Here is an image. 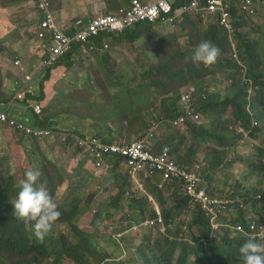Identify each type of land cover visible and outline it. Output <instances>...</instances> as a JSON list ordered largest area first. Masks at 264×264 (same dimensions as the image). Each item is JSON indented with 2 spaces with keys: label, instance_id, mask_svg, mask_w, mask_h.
<instances>
[{
  "label": "rangeland",
  "instance_id": "obj_1",
  "mask_svg": "<svg viewBox=\"0 0 264 264\" xmlns=\"http://www.w3.org/2000/svg\"><path fill=\"white\" fill-rule=\"evenodd\" d=\"M52 1V8H54L57 4L54 3V0ZM31 2L33 3L31 9H37L36 5H39L40 1L31 0ZM33 17V21H38V23L42 24L38 13H33ZM54 20V22H57L56 17H54ZM209 23H211L209 20L193 18L187 21L185 25L177 29L170 28L168 31L154 28L156 25H152L149 29V33L144 35L145 39L149 34L162 38L156 42L155 48L159 46L160 50L154 51L153 58H148L141 48L138 49L136 56H130L129 53L131 49L126 45L128 41L124 39L112 41L111 46L103 53H80L75 51V59H72V53H69L60 60L64 62V65L59 70L54 71L53 74L51 71V76L47 75V72L44 71L43 74L34 77L30 87L34 95H32L31 92L25 91L24 88L19 90L26 94V100L23 102L27 104V106L21 108L23 110L22 113L17 111L16 113L10 114V107H8L7 103L5 107L0 105V107H2V109L0 108V112L5 113L9 119L14 120L13 117L19 119V125H23L25 122L31 123L30 117L36 114L35 111L34 113L32 112V109L39 106L41 112L36 115H49L53 121L55 119L60 121V125L57 124L55 126L58 130L74 129L76 131L90 133H83L82 135L76 134V142L82 139H93L95 137L91 134H96L94 127L101 125L100 123L97 124V122L89 116L90 114L87 115V113L90 112L92 115V113L96 114L95 111H97L99 113V122L103 118H107L115 111L111 108V103L114 102V95L106 86L102 78L103 73L96 69L89 70L88 67L97 68L100 65H106L109 73H112L119 71L116 66L118 63L127 67L126 65L130 66L134 59H137V63L141 65V68L138 69L135 76L136 81L142 78L143 73L149 69H152L154 73H152V75L148 73L147 78L162 81V86L159 89H165L166 94L163 93L158 98V102L155 100L157 103L154 104L155 108L153 110L157 113H160V107L164 100V108L169 114V104L175 101V98L180 94L181 88L188 83H199L200 86L210 83L214 87V91H217L218 98L225 99L232 94V96L240 102L241 106L247 109L253 108L255 111H261L264 107L257 103H252L251 101L253 96L255 95L256 97L259 91L258 88L253 85L255 77L258 80H264V14L261 18L251 20L250 26L245 30L246 33H249L247 38L250 43V55L252 56L251 58L247 57L251 68V75L248 80L250 88H248L247 91L244 90L245 85H241L239 80L231 84L223 82L222 76H220L221 71L215 68V65L209 67V70L201 71L198 77L192 78L195 81L185 82V76L179 73L180 70L188 68L191 62H193L192 53H185V51L187 49L193 51V48L205 38L206 27ZM66 24L69 25V23ZM64 35L67 36V34ZM192 35L193 37L191 38L190 36ZM37 39L42 40L44 38L38 36ZM189 40L192 41L190 46H188ZM224 51L227 54L228 50ZM31 56L32 59H37V54L33 51L31 52ZM112 58H115V60ZM247 58H242L246 66ZM25 59L26 56L20 59H12L11 64L16 65V60L20 61L18 64L19 66L22 63L30 62L29 59ZM34 60H32L31 65ZM198 68L202 69L201 64ZM207 74H209V77H207ZM94 77L97 78V83H99L104 90V99H102L98 93L99 85L96 83ZM191 77L195 76L189 75V78ZM41 81H44L45 93H47L42 103L36 100L40 95L39 84ZM143 83L146 84V87L141 88V92L149 91L150 88L160 93L159 89L151 88L147 84L148 82ZM16 92H18V89H14L12 94ZM84 92L85 95H82ZM238 93H240L241 97H238ZM29 94L34 97L33 101L29 99L30 103L27 102ZM81 99H84V102H82ZM11 100L15 101L17 99L13 97ZM144 104V100L141 99L139 105L141 106ZM76 105H91L93 108L86 114H81L75 108ZM196 106L198 107L199 104ZM237 111L238 109L236 107L228 103L225 108L220 109L219 113L226 120L234 119L237 125ZM136 116H146L149 118V115H144V113L140 111L136 113ZM208 116L211 119L209 114ZM74 119H82V122L78 123L81 127L78 124H75L73 127L65 125L68 121L70 122ZM12 125L14 124L0 121V177L3 175L11 177L7 198H11L13 195L14 198L17 197L16 190L18 182L21 181L20 178L23 174L25 175L27 170L39 169L41 176L38 183H43L46 186L54 203L57 205L58 211L62 210V206L67 207L68 211H73L75 206L78 208L71 223L58 221L55 223L53 226L55 230L54 237L57 239L59 234L62 233L67 235L72 242H77L78 237H76L75 233L73 237V232L70 227L72 223H74L89 237H93L95 244L97 242L96 249L93 252L86 253L84 261L82 260V256L79 261H74L65 257L61 260V264H154V260L158 257H163L168 261L167 248L164 246L165 240L147 229H143L139 237H135L136 234L132 233H126L125 235L126 229L121 227L117 221L120 218L119 214L122 213L119 212V214L116 215L117 220L113 218L114 212H110L111 215L109 217L104 215L103 207L105 204V208H107V206L111 208L112 206L111 210L113 211V205H117L120 201L124 200L121 185L113 178L115 172L112 171L110 177L103 176V174L98 176V171L91 163L90 156L83 153V149L82 152L73 151L72 146L68 143H64V154H60V151L58 152L57 150L61 149V145L58 143L56 137L50 144L40 140L33 141V139L25 138L20 135L16 131L19 128L17 126L11 128ZM85 126L90 129L88 131L82 130L81 128ZM167 126L170 125L166 124L164 134L174 137V146L176 145L177 149L181 147V144L184 146L182 152L175 151L173 153L174 157L181 162H188L190 159V148L194 147V142L190 138L178 134L171 128L166 130ZM25 128L29 127L25 126ZM30 128L37 129L38 127L34 125ZM136 128H138V126H136ZM121 131L123 132L122 129ZM135 131L136 130L133 129L131 135L120 137L117 140L133 141L140 139L141 133L139 134ZM235 134L236 133L231 135H225V133L219 134L220 137L225 135L224 141L227 146L223 147L225 149L224 164L218 168V173L214 174L212 177L217 183V187L214 189H219L226 194H235L237 197L239 195L245 196L246 191H249L251 194L254 193L255 190L264 191L262 172H260L259 169L253 170L251 168L252 163L260 166L262 165L261 163H263L260 159V154L255 155L257 153V148L251 147L246 139L234 140L233 137ZM206 152L207 154L212 152L210 146L206 148ZM253 155L255 156L253 157ZM101 191L104 193L99 195ZM220 194L219 192L217 193V195ZM162 195L163 201L158 198L156 193H152L154 204L150 203L148 205L147 203V211L151 216L155 214V209L163 211L164 215L166 212H169V220H172L173 226H175L179 232L183 226L188 224L187 213L183 212V208L174 210L175 200L171 192L163 193ZM94 196H96L94 202L97 204L94 206L93 203V206L85 213V208L88 204L90 207V203ZM11 200L10 206L14 208ZM6 204L5 196L3 202L4 207ZM135 205L139 207L142 206L143 203L137 200ZM136 211L138 218H142L139 216L140 209ZM61 213L59 218H62ZM77 214L78 216L76 217ZM145 217H148V215H145L144 218ZM110 221L114 223L111 222L109 224L113 225L110 226L109 234L114 239L107 234V223ZM28 230L31 231L32 227L30 226ZM121 232H124V235L117 236ZM121 237H124L122 241ZM188 238L192 240L191 235H188ZM158 239L161 240L157 241ZM177 255L178 253H176L175 257H177ZM53 260V257L45 258L42 259L39 264H53ZM29 262L32 263L31 261ZM12 263V259L7 263L6 258L0 253V264Z\"/></svg>",
  "mask_w": 264,
  "mask_h": 264
},
{
  "label": "clouds",
  "instance_id": "obj_2",
  "mask_svg": "<svg viewBox=\"0 0 264 264\" xmlns=\"http://www.w3.org/2000/svg\"><path fill=\"white\" fill-rule=\"evenodd\" d=\"M153 1L154 0H151L150 2H144V1L142 2L151 3ZM192 1L193 0H171L170 2L172 4V11L165 16H161L157 18L155 21L143 20L128 25L122 29L101 30L95 35L89 36L88 39L85 41L74 39L70 43L69 48L56 57L52 56V54H50L48 50H45L47 52L45 55L37 50V47H40L42 43H46L48 45L56 44L51 36V33L47 31L45 32V36L43 37L44 39L42 40L37 39V37L39 36V32L42 30V24L38 23L35 30L34 38L31 40V45L33 47L32 49L38 55L37 63L33 65L31 69L26 71L24 78L28 81H32L35 76H39L43 74V72L46 71V68L54 66L57 62H60L61 64L64 65V62L60 60L63 57H65L67 54L74 51L75 49L80 53L105 52L111 46L112 41L114 40L119 41L120 39H122L121 38L122 35L127 30L133 29L137 24L144 22L153 23L152 25L165 23L166 25H169L172 29H177L185 25V21L191 19L192 17H195L199 19L209 20L211 22L208 24L209 26L211 24H216L219 28L223 30L226 40L222 42L221 46H219L213 41L207 39V37L205 36V38L202 41H200L193 49V55H192L193 63L197 64L198 66L201 64L202 67L201 71H203L204 69L209 70L208 69L209 67H213L215 65V68H218L221 71L220 76H222L223 82L231 84L234 81L239 80L241 82V85L243 84L245 85L244 90L247 91V89L250 88V86L248 85V80L251 75V69L248 58L243 52H241V42H240V37H238V35L242 33H245L247 35L249 34L246 33L245 30L250 26L251 20L262 17V15L264 14V8H263L264 4L255 5L254 6L255 13L249 14L248 11H244L242 9V4L238 0L237 6L229 7V13H230L229 23L225 24L222 22L221 19L222 17L219 13L218 14L210 13V12L202 13L201 11L198 10L199 3L200 5H203L206 0H196L195 5H192ZM130 2L131 0H129L127 4L118 7L115 11L111 13H107V14L96 13L94 15H101V16L119 15L122 9H127L129 7ZM176 3L177 6H175ZM184 6H187V9L184 12L180 13L179 10ZM36 7L37 9H41L39 5H36ZM48 7L51 10V14L53 15V17H56L51 4H49ZM92 16L93 15L91 13L76 17L71 21V24L69 25L60 24L56 18L57 21L56 23L64 34H67L68 37L73 38L76 35V33L81 29V26L80 24H78V21L82 20L85 24H87ZM179 18L181 19L186 18V20L181 22ZM39 19L43 22L45 16L40 14ZM245 24H247V26L243 27V25ZM93 37L94 39L102 37L104 39L102 40L103 45L101 47H96L93 44V42L91 45V38ZM146 39L147 41H150L152 44L156 45L157 40H160L162 38L156 37L155 35L153 36V34H149L146 36ZM224 50H228L227 54L225 53ZM244 57L247 58V66L242 61V58ZM225 58H227L231 62V67L229 69L222 68L223 60ZM72 59L75 58L72 57ZM19 62L20 61L16 60L15 64L19 66L18 65ZM63 65H59V66H63ZM59 66H57L56 68H58ZM56 68H54L53 70H56ZM105 68H106L105 65H100L97 68L88 67L89 70L92 69L99 70L101 73H103V76L105 77L104 81L105 80L107 81L108 75L105 73ZM207 77H209V74H207ZM41 83L42 81L39 84V92H40ZM253 85L255 86L254 82ZM200 88H204L207 91L214 90V87L210 83L201 86L199 83H188L184 85L181 88L177 100L174 101L175 103L174 109L176 108V110L171 114L173 115L175 113V116L173 118H170L171 115L166 112L163 106V101L160 107V113H157L156 111L153 110L155 108L154 104L158 102L159 100L158 98L162 94L151 89L146 93L147 100L142 110L140 111L143 112L144 115H149V118L146 116L141 118H144L146 122L145 128H147V134L145 136L149 140V145L151 147L150 150L151 154L161 155L164 152H166L167 162L173 163L176 167V171L174 173H170V177L164 178L161 172H157L155 174L150 175L147 178V182L150 181L153 184H155L157 189L160 190L166 189L171 193H173L175 190H178L179 193L183 194L184 196H187L190 199V203H189L190 208L188 210H183L184 213H187L188 224L183 226L178 232L177 228L173 226L172 220L166 219V215H164L163 211H159L155 209V214L153 216L144 218L146 214L142 215L141 209L139 207L134 208L135 202L140 199H146L148 205L150 203L154 204V201L152 199L153 192L151 194H148L146 191V187H145V191H142V189L136 187L135 182L128 173L126 158H124L122 155L118 154L117 152H109L104 154L103 159L101 160L103 161L102 167L100 168L96 167L98 173L104 172L107 173L109 176H111V172L113 171V168L112 165L110 167L108 166V160L110 158H113L112 162L116 163V169L119 172L123 173L124 175L126 174L129 177L131 186L129 187L128 191L125 192L123 196L124 200L121 203V205H125L126 212L122 214L118 213L120 216L118 220L116 219L117 214L114 213L113 218L118 221L121 227H124L126 229L125 235L126 233H132V234H136L135 237H139L142 234L143 229H147V230H151L155 235L159 236L163 240H167L169 242L192 244V240L188 238V235H190L191 233L190 227H194L193 213L196 210L200 209V211L207 219L208 227L210 229V232L213 233V238L217 241L216 243L221 244L220 236L223 234V230L226 229L228 230L231 239H238L244 236L248 238L247 241L244 242L239 248L240 259L242 260L240 264H264V225L260 230L256 231L255 230L256 221L254 220L255 218L254 214L250 212V210H246L245 220L247 221V223H250L249 225L250 229L248 231H245L241 223L238 221L239 209L233 206L234 200L228 196L230 193L226 194L225 192L219 189H214L215 187H217V183L216 180H213V178L212 180L208 181L210 170H206L205 163L198 162L193 165L192 163L181 162L174 157L173 155L174 152L172 153V147L170 145L168 144H163L161 146L157 145V142H159L160 139L174 144V140L171 141L168 137V134H164V129L166 124L170 125L166 127V130L171 128L178 134L188 138V135L190 133L189 127L191 125L194 126L198 123L208 124L211 121L208 114H206L205 111H201L199 109V106L198 107L196 106L198 104H201L203 101L202 100L203 93L199 91ZM116 89L117 88L113 86L112 89L109 87V90L112 92L115 91ZM102 91L104 92L103 88ZM19 94L22 95V99L18 98ZM185 95H189L188 100L184 99ZM14 97L21 102L26 100V94L20 92L19 90L18 92H16ZM254 98L255 95L252 98L251 101L252 103H254L255 100ZM155 100H157V102H155ZM27 102L30 103L29 100H27ZM39 102L42 103V101ZM13 104L14 101L8 99L7 101L8 107L11 108ZM111 108L115 111H113L106 118L107 127L109 129L118 127L120 129L121 134H129L133 129L136 128L138 124L135 121L129 122V120L133 119L134 117L137 118L140 117L136 116V114L129 117L126 115V113L123 114L120 108L115 105H111ZM243 111L246 119H244V117L242 116H238L237 125L235 124L234 119L226 120L224 117L222 118L223 124L227 128L230 134L243 133L246 141L251 145V147L257 148V153L255 155L257 154L261 155V152L260 150H258V148L259 149L264 148V144L260 141V138L252 136V130L257 127H264V117L261 115V111L258 110L255 111L253 110V108L247 109L246 107L243 106ZM32 112L34 113V109H32ZM87 114L91 115L90 112ZM92 116H95V114L92 113ZM196 116H198V118H196ZM32 117L34 120L33 121L30 120L31 123L25 122V124H23L24 127L27 126L30 128L31 126L36 125L40 129H51L49 127L41 126L39 123L36 122V118L42 117L41 115L33 114ZM13 118L14 120L16 119L15 122L19 125V119L15 117ZM181 118H183V120H181ZM15 126L17 125L14 124L12 125L11 128ZM121 129L123 130V132L121 131ZM52 130H53V134L50 139L47 137L46 138H38L34 136L31 137L28 133H26L25 128H22V130L17 129L16 131L25 138L33 139V141L40 140V141H44V143H49V144L53 142V140L56 137L58 143L61 145V149L57 150L58 152L60 151V154H64L63 152L64 143L62 142V137L66 136L67 137L66 143L72 146L73 151L82 152V148L76 142L75 135L76 134L82 135L83 132L76 131L74 129L58 130L57 128H55ZM91 135L99 139L103 144L112 145V146L120 143H129L135 141V140L108 141L100 137L101 134H99L98 132H96V134H91ZM136 140H142V139H136ZM211 145L212 144L210 143H204L201 147L205 150L208 146ZM158 147H160V152H156V148ZM183 150H184V146L181 144V147L176 151L182 152ZM83 153L90 156V161L93 165H95L96 161L100 160L90 150L83 149ZM202 155L207 156V152L204 151ZM255 155H253V157ZM125 165L127 170H124ZM197 165L199 167H196ZM183 172L186 174H195L199 178L198 187L204 189L212 199L217 198L223 201H227V203H225V208L219 213H217L216 216L213 215L207 209H205L202 206V204L196 200L195 196L191 195L188 192L187 186L191 182L186 179ZM216 173H218V171ZM40 176L41 173L39 169L27 170L25 172L24 178L17 185V187L19 188L17 197L14 199V195H13L11 198L9 197L7 198L8 192L5 193V196H6V200H9L7 203L8 208L10 207V200L12 199L11 203L14 206V211L12 213L13 218L16 219L18 222H23L27 225H31L35 238L39 241H43L45 236L51 232L53 226L59 219L60 212L58 211L57 205L54 203L53 198L50 195L46 186L43 183H38ZM218 192L221 194L217 195ZM95 199L96 196H94V198L92 199V202L90 203V207L88 204L87 207L85 208V213L89 211V209L93 206V203L95 206V202H94ZM250 202L251 201H249V203ZM240 203H242V200ZM192 207H195L196 209L193 210ZM138 209H140L139 216L142 218H138L136 211ZM153 220H155V224H154L155 226L150 225V222ZM110 223L111 221L107 223V228H108L107 234L109 235V237H111V235L109 234L110 226H113V225H109ZM238 225L242 227V232H238L235 229V227H237ZM177 232L178 235L176 236ZM120 235L123 236L124 232L119 233L117 236ZM91 238L94 240L93 237ZM111 238L114 239L113 237ZM123 238L121 237V241ZM159 240L161 239H158L157 241ZM177 253L179 255V252ZM190 259H194V256H190Z\"/></svg>",
  "mask_w": 264,
  "mask_h": 264
},
{
  "label": "trees",
  "instance_id": "obj_3",
  "mask_svg": "<svg viewBox=\"0 0 264 264\" xmlns=\"http://www.w3.org/2000/svg\"><path fill=\"white\" fill-rule=\"evenodd\" d=\"M48 4H51L52 0H45ZM177 6V3L175 4ZM263 7V6H262ZM264 8V7H263ZM43 16H47L48 13L51 14L50 9H37ZM153 23L144 22L137 24L133 29L127 30L125 33H130L129 40L130 42L138 41L143 35L149 32ZM124 34L122 35V39ZM207 39L213 41L219 46L222 45V42L226 40L224 36V32L221 28H219L216 24H211L206 30ZM241 42V52H243L246 57L251 58L249 47L250 43L248 42L247 34L242 33L239 34ZM91 38L92 42L96 47H101L103 45L102 37L100 38ZM128 41V40H127ZM37 50L44 55L47 53L43 47H37ZM106 52V51H105ZM103 53V52H98ZM185 53L191 54L188 50ZM168 63V62H167ZM59 65H63L60 62H57L54 66L46 68L47 75H51V71ZM234 65V64H233ZM231 67V62L225 58L223 60L222 68L229 69ZM251 69V68H250ZM207 69H204L206 71ZM105 73L108 75L107 81L105 80L106 86L109 88L110 86L119 88L120 91L114 95V102L111 103L120 108L123 114L126 113L127 116H133L138 111H141L143 106L139 105L141 99L144 100V103L147 100L146 93L148 91L141 92V88H145L146 84L143 82H148L147 84L151 88L159 89L162 86L161 80H154L151 78H147V75H152L153 70L149 69L143 73V77L139 80H132L131 83H127V74L122 72L121 70L109 73L107 67L105 68ZM177 73V72H176ZM185 76V82L195 81L192 78H196L201 74V69L198 66L191 62L188 68L182 69L179 71ZM190 76H195L191 77ZM97 82V78L94 77ZM43 82L40 86V95L36 99L38 101H42L45 98L44 93V85ZM254 84L258 88V93L254 98V103H257L260 106L264 107V80H258L256 77L254 79ZM242 87V86H241ZM150 90V88H149ZM199 91L203 93L202 103L199 104V109L201 111H205L206 114H209L211 117V121L208 124L198 123L196 125H191L189 127L190 133L188 138H190L194 142V147L190 148V159L187 163H192L193 165L198 162L205 163L206 170H210V174L208 176V181L212 180L213 174H215L220 166L224 163L225 158V149L223 147L227 146L224 141V136L226 134L231 135L227 128L223 124V116L219 113L221 108H225L226 105L232 104L234 107L238 109L236 116H242L246 119L243 106L240 105V102L237 101L232 94L225 98H218L217 91H207L204 88H200ZM160 94H166L165 89H159ZM236 94V93H235ZM241 97L240 93H238V97ZM172 98V97H169ZM178 96L175 98L177 100ZM31 99L33 101L34 97L29 95L27 100ZM164 101V100H163ZM122 102V103H121ZM124 104V106H123ZM174 102L169 104V114L171 115L175 112ZM123 106V107H122ZM164 106V105H163ZM261 115L264 117V108L261 110ZM175 113L170 116L173 118ZM214 117V118H213ZM127 118V117H126ZM30 120L33 121V117H30ZM135 121L138 125V128H135L136 133L140 134V139L148 138L145 136L147 134L146 122L144 118L134 117L130 119L129 122ZM36 122L41 126L49 127L51 129H55L58 124L57 120H52L49 115H44L42 117H37ZM55 127V128H54ZM133 131V130H132ZM130 132V135L132 133ZM223 137H220L219 134H224ZM252 136L260 138V141L264 144V127H257L252 130ZM171 141L174 140V137L168 135ZM119 138V137H117ZM234 140H244L243 133H236L233 137ZM204 143L212 144L210 146L211 153H208L207 156L202 155L205 151L201 146ZM168 144L172 147V153L177 150L176 145L173 143L166 142L160 139V144L157 142V145ZM235 145L234 143H232ZM231 145V144H228ZM261 152L260 159L264 160V148L259 149ZM156 152H160V147L156 148ZM262 165L251 164V168L253 170H258L262 172V178L264 179V163ZM112 168L116 169V163L112 162ZM24 174L20 178L22 180L24 178ZM49 178V177H47ZM123 182L121 185L122 196H124L125 192L128 191L131 186L130 181L121 176ZM10 180L11 177L8 175H3L0 177V253L6 258L7 263L10 262V259L13 260L12 264H39L42 259L53 257V264H61V260L65 257L70 258L74 261H79L82 256V260L84 261L85 254L89 252H93L96 249V244L94 240L89 237L82 229L72 223L71 229L76 237H78L77 242H72L67 235L59 234L58 238L54 237L55 230L52 229L49 234L45 236L43 241H39L35 238L33 234V229L30 231L28 228L31 225H27L23 222H18L13 218L12 213L14 208L11 206L8 208V204L4 207V197L5 193L9 191L10 188ZM19 184V182H18ZM19 188L17 187L16 194H18ZM146 191L148 194L156 193L158 198L163 201V193H168L166 189H157L156 185L152 182L148 181L146 186ZM170 193V192H169ZM259 195V196H258ZM172 196L175 200L174 210H188L190 208L189 203L190 199L187 196L179 193L178 190H175L172 193ZM234 200V207L239 209V218L238 221L241 223L245 231L250 229V223H247L245 220L246 210H250L254 214L255 230L258 231L264 225V191L255 190L254 193H250L246 191V195H239L238 197L234 194H229ZM243 196V197H242ZM243 198V199H242ZM15 199V198H14ZM242 200V203H240ZM9 200H6L8 203ZM143 203L142 206H139L141 209V214L149 215L148 209L146 208V204L148 203L146 199H140ZM249 201H251L249 203ZM251 206H250V205ZM241 205V206H240ZM134 208H137L136 205ZM78 210L77 206H75L73 211H68L67 207L62 206V210L59 211L61 213V217L57 221L58 222H66L71 223L75 217L76 211ZM79 213V212H78ZM193 225L194 227H190L192 236V244L189 243H178V242H169L165 240L164 246L167 248L168 261L163 257H158L154 260V264H240L242 260L239 255L240 246L247 241L248 238L245 236L238 239H231V236L228 230H223V234L220 236L221 244L216 243L217 241L213 238V233L210 232L208 227L207 219L203 215V213L199 210H196L194 213ZM111 213L108 211L107 217H109ZM166 219H169V212L165 213ZM78 214L76 215V217ZM76 219V218H75ZM113 222V221H111ZM114 223V222H113ZM182 234V233H181ZM183 235V234H182ZM97 252V251H96ZM179 252V255L175 257L176 253ZM190 256H194V259H190ZM31 261L32 263H30Z\"/></svg>",
  "mask_w": 264,
  "mask_h": 264
},
{
  "label": "crops",
  "instance_id": "obj_4",
  "mask_svg": "<svg viewBox=\"0 0 264 264\" xmlns=\"http://www.w3.org/2000/svg\"><path fill=\"white\" fill-rule=\"evenodd\" d=\"M143 1L150 2L151 0H143ZM128 2L129 0H54V3L57 4V6L53 8L54 9L53 11L55 12L56 18L60 24H66V23L71 24V21L76 17L91 13L92 15L96 13L97 14L111 13L115 11L118 7L123 6ZM237 2L238 0H224V4L227 5L228 7L237 6L238 4ZM32 5L33 3L31 2V0H0V105H2V107H5V104L7 103L8 99H12L15 96L16 93L12 94V91L14 89L20 90L21 88H24L25 91L31 92V94L34 95V93L30 88L31 81H28L24 78L26 71L31 69V67L37 63V59H38V55L36 60L32 59L31 52L32 51L34 52V50L32 49L33 47L31 45V40L34 38L35 30L38 24V21L35 22L32 20L34 18L33 13L34 14L38 13L39 15L40 13L37 12L36 9L32 10L31 9ZM193 18L195 17H192L191 19ZM179 20L183 22L184 20H186V18L185 19L179 18ZM187 21H185V24ZM154 25H156L154 26V28H158L160 30H165V31H168L171 28L169 27V25H166L165 23L154 24ZM246 26L247 24L243 25V27ZM207 29H208V25L206 27V30ZM129 35L130 33H124L123 38H126L128 40V42H126V45L131 49L129 53L130 56H136L138 49L141 48L143 49V52L148 58H153L154 51L156 52L160 50L159 46L155 48L154 44H152L150 41H147L144 35L138 41L135 42H130ZM190 37L192 38L193 35ZM191 44L192 41L189 40L188 46H190ZM187 50L191 52L193 55L192 50L190 49ZM75 51L77 50L75 49L74 51L71 52L72 57L76 55ZM24 56H26V59H29L30 62L22 63L20 66L11 64L12 59L22 58ZM112 59L115 60V58ZM32 60H34V62L31 65ZM136 60L137 59H134L131 62L130 66L126 65L127 67L119 63L116 65L119 70L127 74V79H128L127 83H131L132 80H136L135 79L136 73L138 69L141 68V65L138 64ZM61 67L62 66H59L58 68H56V70H53V72L59 70ZM102 78L105 79L104 76H102ZM97 84L99 85L98 93L100 97L104 99L102 86L99 83ZM110 88L112 89V86H110ZM77 90H81V89H77ZM119 91L120 89L117 88L112 93L117 94ZM44 92H45V85H44ZM45 95L47 96V93H45ZM82 95H85V92L82 93ZM81 101L84 102V99H81ZM24 106H27V104L19 100H15L9 112L10 114L16 113L17 111L19 113H22L23 110L21 108ZM2 107L0 108L2 109ZM75 108L81 114H86L93 107H91V105H76ZM95 113H96L95 116L92 115L89 116H91L97 122V124L100 123L101 126L94 127V130L99 134H101L100 137L108 141H118L117 137L130 135V133L121 134L120 129L118 127L109 129L106 123L107 119L103 118L99 122L98 121L99 113L97 111H95ZM81 122L82 119H74L70 122L68 121L65 125L73 127L75 124ZM58 125H60V121H58ZM81 129L84 131H88L90 128L85 126L82 127ZM112 160L113 158H110L108 160L109 167L111 166ZM124 170H127L126 165L124 166ZM113 172H115V174H113V178L117 181L118 184L123 182L121 176H124L126 180L127 179L129 180V177L126 174L124 175L123 173L119 172L117 169H113ZM102 174L103 176L110 177L107 173L104 172L98 173V176ZM103 193L104 192L101 191L99 192V195ZM120 203H122V201H120L119 204L117 205H113L114 207L113 211L111 210L112 206L111 208L110 206H107V208H105L106 207L105 204L103 207L104 215H107L108 211L114 212L117 215L119 212L120 213L126 212L125 205H121ZM192 209L194 210L196 208L192 207Z\"/></svg>",
  "mask_w": 264,
  "mask_h": 264
},
{
  "label": "built area",
  "instance_id": "obj_5",
  "mask_svg": "<svg viewBox=\"0 0 264 264\" xmlns=\"http://www.w3.org/2000/svg\"><path fill=\"white\" fill-rule=\"evenodd\" d=\"M39 6L41 9H49V4L45 0H39ZM171 0H154L151 3H143L140 0H131L129 4V9H122L119 15H93L89 22L85 24L82 20L78 21L81 29L76 33V35L71 38L65 36L61 29L58 27L57 23L54 22V17L52 14L48 13L42 22V30L39 32L40 37L45 36V32L51 33L52 38L55 41V45H48L42 43L41 47L48 50L52 56H58L67 50L70 46L72 40H87L89 36L95 35L101 30H113V29H122L128 25L140 22L143 20L155 21L161 16H165L172 11ZM242 4V9L248 11L249 14H254V6L259 4H264V0H239ZM196 4V0L192 1V5ZM187 9V6H184L179 10L180 13L184 12ZM199 11L202 13H219L221 15L222 22L225 24L229 23L230 13L229 7L224 4V0H206L203 5L199 3ZM19 99H22V95H18ZM185 100L189 99V95H185ZM36 114L41 112L39 106L34 107ZM198 118V116H196ZM183 120V118H181ZM0 121H5L10 124H16L17 127L22 130L25 128L23 125H18L15 120L9 119L5 113L0 112ZM26 133L31 136L38 138H51L53 134L52 129H32L25 128ZM62 142H67V137H62ZM254 142V141H253ZM77 144L84 150H90L95 154L100 160L95 162V167H102L104 154L109 152H117L126 158V163L128 167V173L136 184V187L145 191L147 186V178L157 172H161L164 178L170 177V173L176 171V167L173 163L167 162V153L164 152L161 155H153L150 150L149 140H135L129 143H120L116 145H106L103 144L99 139H82L77 140ZM196 167H199L198 165ZM186 179L191 183L188 184V192L195 196L196 200L199 201L202 206L210 211L213 215H217L220 211L225 208V203L220 199H212L204 189L199 188V178L195 174H186L183 172ZM155 220L150 222L151 226H155ZM235 229L238 232H242V227L237 226Z\"/></svg>",
  "mask_w": 264,
  "mask_h": 264
}]
</instances>
